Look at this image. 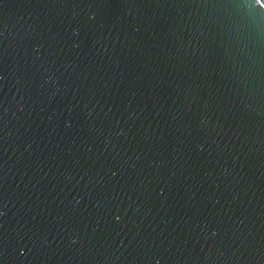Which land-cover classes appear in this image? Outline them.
<instances>
[{
  "label": "water",
  "instance_id": "95a60500",
  "mask_svg": "<svg viewBox=\"0 0 264 264\" xmlns=\"http://www.w3.org/2000/svg\"><path fill=\"white\" fill-rule=\"evenodd\" d=\"M0 264H264V3L0 0Z\"/></svg>",
  "mask_w": 264,
  "mask_h": 264
},
{
  "label": "rangeland",
  "instance_id": "374dc122",
  "mask_svg": "<svg viewBox=\"0 0 264 264\" xmlns=\"http://www.w3.org/2000/svg\"><path fill=\"white\" fill-rule=\"evenodd\" d=\"M264 3V0H261Z\"/></svg>",
  "mask_w": 264,
  "mask_h": 264
}]
</instances>
